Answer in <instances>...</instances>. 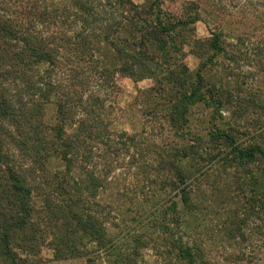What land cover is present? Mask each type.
I'll use <instances>...</instances> for the list:
<instances>
[{
  "label": "trees",
  "instance_id": "trees-1",
  "mask_svg": "<svg viewBox=\"0 0 264 264\" xmlns=\"http://www.w3.org/2000/svg\"><path fill=\"white\" fill-rule=\"evenodd\" d=\"M162 6L0 0V264H37L45 248L58 261L96 264L104 256L107 264H137L143 239H133L129 255L113 254L111 214L98 198L115 169L142 160L170 177L160 191L169 184L176 193L168 209L174 229L163 230L180 264H220L184 239V217L196 214L199 189L220 192L230 183L227 189L251 192L250 208L264 213V93L250 85L253 68L264 74V42L254 46L245 35L230 43L225 30L230 10L245 15L247 2L194 0L179 13ZM202 15L218 22L212 28ZM255 18L264 31V15ZM198 22L208 23L210 41L196 38ZM100 46L110 50L111 65L97 57ZM189 55L199 60L196 70ZM119 77L153 81L144 113L156 134L113 129L108 96ZM252 115L257 120H247ZM165 131L173 141L160 146L154 139ZM56 160L63 170L52 173ZM237 223L232 233L244 238V223Z\"/></svg>",
  "mask_w": 264,
  "mask_h": 264
},
{
  "label": "rangeland",
  "instance_id": "rangeland-1",
  "mask_svg": "<svg viewBox=\"0 0 264 264\" xmlns=\"http://www.w3.org/2000/svg\"><path fill=\"white\" fill-rule=\"evenodd\" d=\"M23 1L28 2V0H18L19 4H23ZM133 1L136 4L144 3H139L140 0ZM162 1L164 12L179 13L180 9L184 8V3L194 0ZM211 1L217 3L221 0ZM232 1L235 4L247 2L245 8L247 13L240 15L236 14L237 9L230 10L235 15L226 19L227 41L235 43L239 37L253 35V38L249 39L254 46H257L260 41L264 42V37L260 36L264 31L260 30L261 24L255 18L257 14L264 15L262 2L260 0ZM41 2L43 6L50 8L52 4H57L58 0H41ZM223 4L226 5L227 2ZM204 18L212 24V28L213 24L218 22L217 19V21H211L209 17L204 16ZM207 24L198 22L193 26L196 38L202 42H208L212 37ZM108 52L110 50L106 46H100L97 52V57L104 62V65H111L114 62L109 59ZM186 62L191 70L198 68L199 60L195 56L189 55ZM243 70L248 69L244 67ZM257 72H259L258 69L253 68L254 85L252 86V81H250L251 89L258 92V88L261 87L262 93H264V74ZM152 86L151 79L141 81L126 77L117 79V91H109L110 95L108 96V106L113 108L111 120L113 119V129L116 132L132 135L141 133L143 129L148 131L149 127L155 124L144 113L150 102V96L147 93ZM54 114V106H49L47 108L48 121L54 117ZM247 120L252 122L257 120V116L252 115ZM148 121L150 123L146 124ZM148 132L156 134V132L153 133V130ZM154 140L160 146L169 145V142L173 141V136L170 132L165 131ZM146 162L149 163V160ZM57 170H63V165L56 160L51 163V172L54 173ZM73 174L81 177L78 170H74ZM167 180L169 181L170 177L162 173L154 174L144 160L136 167L118 168L112 172L107 186L99 192L98 201L104 206L107 205L106 211L111 214L107 222V231L111 247L116 246L113 254L120 252L129 255L130 249L136 246L132 242L133 239L136 240L140 236L143 241L139 244L141 248L138 252L137 264H180L175 254L171 252L174 246L173 239L171 240V237L163 230L165 225H168L171 231L174 229L168 209L171 207V199L176 193L169 184L165 186V191H160L163 189V184H160V181L166 182ZM226 187L229 188L230 183L224 184V188L220 189V192L211 186L199 189L194 194L193 203L196 214L194 216L186 214L184 217L187 221L183 227L186 235L184 239L190 244L195 241L200 243L210 254L212 262L262 264L261 261L264 259V213L259 207L254 212L250 208L248 200L252 198L251 192H245L244 195ZM237 222L244 223V227L241 229L245 234L244 238H241L238 232L232 233ZM159 253L163 254L159 255ZM231 256L234 258V263L230 262L232 260L226 261ZM238 257L239 261H235V258ZM39 258L41 260L37 264L80 263L78 261L55 260L53 252L48 248L43 250ZM96 264H107V260L104 256H99Z\"/></svg>",
  "mask_w": 264,
  "mask_h": 264
},
{
  "label": "crops",
  "instance_id": "crops-1",
  "mask_svg": "<svg viewBox=\"0 0 264 264\" xmlns=\"http://www.w3.org/2000/svg\"><path fill=\"white\" fill-rule=\"evenodd\" d=\"M145 1H147V0H140L139 3H143V2H145Z\"/></svg>",
  "mask_w": 264,
  "mask_h": 264
}]
</instances>
